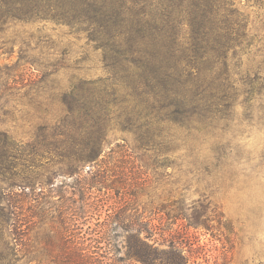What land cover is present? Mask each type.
<instances>
[{
	"label": "rangeland",
	"instance_id": "1",
	"mask_svg": "<svg viewBox=\"0 0 264 264\" xmlns=\"http://www.w3.org/2000/svg\"><path fill=\"white\" fill-rule=\"evenodd\" d=\"M235 8L243 32L229 52L235 55L236 90L229 121L179 127L161 157L141 149L132 132L114 123L118 111L102 86L112 75L99 52L86 47L85 33L31 20L11 22L0 33V131L16 142H31L38 127L68 120L70 109L86 112L95 103L84 101L90 93L103 97L99 103L110 101L98 110L112 120L92 170L112 189L79 183L89 178L92 162H82L76 175L61 173L63 165L51 161L52 154L44 156L50 161L35 160L40 169L32 168L34 176L51 184L36 210L30 264H74L65 258L71 251L90 264H115L126 257L132 235L160 251H169L170 240L179 242L186 264H264V0H234ZM120 146L127 151L120 154ZM19 171L24 169H13ZM120 172L124 186L116 182ZM179 212L186 219L173 217ZM112 220L118 225L112 223L104 239L99 230ZM193 222L199 224L187 226ZM65 226L68 240L62 245L59 231ZM169 256L158 253V264ZM11 258L0 246V264ZM123 264L144 263L136 257Z\"/></svg>",
	"mask_w": 264,
	"mask_h": 264
},
{
	"label": "trees",
	"instance_id": "2",
	"mask_svg": "<svg viewBox=\"0 0 264 264\" xmlns=\"http://www.w3.org/2000/svg\"><path fill=\"white\" fill-rule=\"evenodd\" d=\"M233 4L234 0H0V33L11 22L28 20L52 21L85 33L86 47L99 52L112 75L102 86L118 111L114 123L132 132L141 149L161 157L177 140L179 127L229 121L226 112L236 91L231 80L235 55L229 57V52L243 32L241 15ZM88 98L90 101H84L95 103L85 108L86 112L68 110V120L38 127L31 142H16L0 131V246L13 257L7 264L33 261L30 233L42 190L51 184L34 176L32 168L40 169L35 160L50 161L44 156L52 154L51 161L56 158L63 165L61 173L76 175L82 162H92L89 178L79 183L86 188H113L92 170L112 120L98 110H106L110 101L99 103L103 97L92 93ZM199 129L204 128L200 125ZM71 143L79 148H70ZM120 147V154L127 151ZM17 167L24 172H13ZM119 175L122 178L116 174L115 178H120L116 182L124 186L125 174ZM39 215L43 221L44 210ZM173 217L186 219L181 212ZM112 223L116 224L112 220L100 228L104 239L112 231ZM198 224L187 226L195 228ZM66 229L59 231L62 245L68 240ZM131 238L135 245L129 243ZM178 243L170 240L169 251H160L155 243L132 235L126 257L115 264L136 257L144 264H158L157 254L166 252L170 256L159 264H186ZM65 258L68 263L90 264L75 251L65 253Z\"/></svg>",
	"mask_w": 264,
	"mask_h": 264
}]
</instances>
